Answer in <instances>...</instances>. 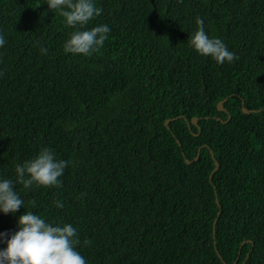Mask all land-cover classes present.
Here are the masks:
<instances>
[{"label": "trees", "instance_id": "trees-1", "mask_svg": "<svg viewBox=\"0 0 264 264\" xmlns=\"http://www.w3.org/2000/svg\"><path fill=\"white\" fill-rule=\"evenodd\" d=\"M93 2L80 30L111 31L85 56L47 0H0V180L44 148L71 162L59 188L13 185L0 251L32 212L86 264H264V0ZM198 17L238 59L190 45Z\"/></svg>", "mask_w": 264, "mask_h": 264}, {"label": "clouds", "instance_id": "clouds-1", "mask_svg": "<svg viewBox=\"0 0 264 264\" xmlns=\"http://www.w3.org/2000/svg\"><path fill=\"white\" fill-rule=\"evenodd\" d=\"M47 4L50 10L59 11L68 26L77 29L64 46L66 53L91 56L99 52L108 39L110 28L101 25L91 30H80L101 14L102 10L95 6L93 0H47ZM196 23L198 30L191 37L190 45L199 54L210 56L218 64L238 59L220 39L209 38L201 18L198 17ZM4 44L5 39L0 35V46ZM41 52L46 54L47 49L41 48ZM69 163L57 160L50 149L44 148L36 158L18 165L15 182L0 180V212L15 213L21 206L24 207V201L13 187L15 183L22 184L25 189L34 184L37 187L59 188V178ZM56 206L62 208L63 204L57 202ZM18 224L20 230L7 241V248L0 251V264H86L75 250L79 240L72 225L53 226L32 212L21 215Z\"/></svg>", "mask_w": 264, "mask_h": 264}, {"label": "water", "instance_id": "water-1", "mask_svg": "<svg viewBox=\"0 0 264 264\" xmlns=\"http://www.w3.org/2000/svg\"><path fill=\"white\" fill-rule=\"evenodd\" d=\"M227 100H228V99L222 101V102L219 104V106H218L219 111H222V112H225V111H226V109H225V103H226ZM242 111H243V113H245V114H247V115L252 114V113H257V112H258V111H256V110H252V111L248 110V109L246 108V105H245V102H244V101H243V103H242ZM231 119H232V116L229 115L228 120L225 121L224 123L229 122ZM198 121H199L198 118L193 119V124L196 125V126H198ZM169 123H170V121H167V122H166V126H169ZM212 156H213V159H214V162H215V169H214L213 172L211 173V176H210V179H211V180L213 179L215 173H216V172L219 170V168H220V164H219V162L215 159L213 152H212ZM199 157H200V150H199V154H198V156H197V158H196L195 160L197 161V160L199 159ZM187 163L190 164L191 162H190L189 160H187ZM217 203H218V205H219V207H220V202H219L218 199H217ZM218 216H220V212H219ZM217 222H218V219H217V220L215 221V223H214V232H215V230H216V224H217ZM237 263H238V260L235 262V264H237ZM225 264H226V263H225ZM244 264H245V263H244Z\"/></svg>", "mask_w": 264, "mask_h": 264}]
</instances>
